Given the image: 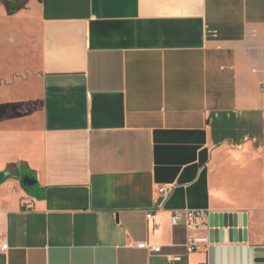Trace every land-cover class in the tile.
<instances>
[{
  "label": "crops",
  "instance_id": "0c3cea01",
  "mask_svg": "<svg viewBox=\"0 0 264 264\" xmlns=\"http://www.w3.org/2000/svg\"><path fill=\"white\" fill-rule=\"evenodd\" d=\"M1 1L0 264H208L212 245L186 244L220 213L247 241L214 264H253L264 0ZM183 210L207 219L172 226Z\"/></svg>",
  "mask_w": 264,
  "mask_h": 264
},
{
  "label": "water",
  "instance_id": "95a60500",
  "mask_svg": "<svg viewBox=\"0 0 264 264\" xmlns=\"http://www.w3.org/2000/svg\"><path fill=\"white\" fill-rule=\"evenodd\" d=\"M8 173L0 174V181H3ZM26 186V182L24 181ZM208 228V243L212 247L208 250V264H214V255L217 248L213 245H225L232 243H242L247 241L246 223L244 214L220 213L210 214L208 222L205 223ZM253 264H264V252L262 247H256L252 252Z\"/></svg>",
  "mask_w": 264,
  "mask_h": 264
},
{
  "label": "built area",
  "instance_id": "2783aa9c",
  "mask_svg": "<svg viewBox=\"0 0 264 264\" xmlns=\"http://www.w3.org/2000/svg\"><path fill=\"white\" fill-rule=\"evenodd\" d=\"M262 91L264 92V85L262 86ZM173 187H167L162 186L156 190V193L158 195H162L164 197H167ZM33 209V206L31 203L25 202L23 203V211L28 212ZM208 213L206 211L202 210H183V211H175L170 214V223L172 226H176L181 222L190 223L193 220L196 219H207ZM153 213L149 212L146 214L147 221H150L153 219ZM208 242V239L206 237H200V236H190L188 238L187 244H186V250L188 253L195 252L201 245L206 244ZM140 249H145L149 252L158 253L160 251V247L158 246H149L147 243H140L137 245ZM7 249L6 244H2L0 247V251L4 252ZM173 260L168 259V264H171Z\"/></svg>",
  "mask_w": 264,
  "mask_h": 264
},
{
  "label": "trees",
  "instance_id": "16d2710c",
  "mask_svg": "<svg viewBox=\"0 0 264 264\" xmlns=\"http://www.w3.org/2000/svg\"><path fill=\"white\" fill-rule=\"evenodd\" d=\"M26 1L27 0H12V1L2 0L1 4L5 7L6 13L8 15H12L17 11H19L20 9H23Z\"/></svg>",
  "mask_w": 264,
  "mask_h": 264
},
{
  "label": "rangeland",
  "instance_id": "374dc122",
  "mask_svg": "<svg viewBox=\"0 0 264 264\" xmlns=\"http://www.w3.org/2000/svg\"><path fill=\"white\" fill-rule=\"evenodd\" d=\"M258 169H259V168H258V167H256V165H255V167H254V170H255V172H256V171H258Z\"/></svg>",
  "mask_w": 264,
  "mask_h": 264
}]
</instances>
